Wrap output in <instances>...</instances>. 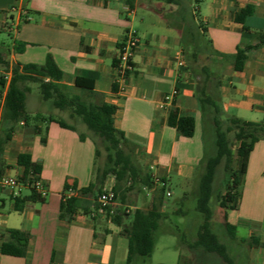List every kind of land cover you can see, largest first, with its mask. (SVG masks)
<instances>
[{
  "label": "crops",
  "instance_id": "crops-1",
  "mask_svg": "<svg viewBox=\"0 0 264 264\" xmlns=\"http://www.w3.org/2000/svg\"><path fill=\"white\" fill-rule=\"evenodd\" d=\"M191 5L197 8V18L205 24L208 39L220 53L231 55L239 46L255 45L258 35L264 33V0H191ZM248 6L253 7V13L243 23L237 22L236 13ZM133 30L140 38L132 59L133 72L120 78L115 66L119 45ZM182 30L179 6L166 0L161 6L153 0H0V32L7 31L11 37L10 42L0 40V53L9 62L7 82L16 63L44 64L48 55L64 71L65 83L73 85L77 77L92 80L98 93L96 99L117 107L115 126L136 145L140 166L153 179H165L167 185L173 174L191 176L204 157L202 138L197 133L201 119L195 94L197 77L188 69L183 54ZM207 65L221 80L220 97L227 115L264 121V45L248 53L241 71L235 69L231 58L220 56H214ZM116 82L117 91L113 89ZM27 85L30 94L33 87ZM174 90L178 93L173 101L161 107L164 97ZM5 92L6 89L0 97V125ZM28 94L26 109L31 115L42 113L64 119L76 129L62 127L57 121L40 122L43 129L48 127L46 143L41 140L44 133H28L23 122L13 132L3 152L0 174L18 178L23 173L18 155L29 153L33 161L42 164L38 179L45 184L47 194L45 200H28L22 210H16L15 198L29 196L32 186L20 183L0 191V264H127L129 236L124 226L97 211V199L95 202L93 196L83 197L85 207L74 219L61 217L63 197L69 195L65 185L76 187L71 189L73 195H78L80 189L96 180L94 139L52 103L46 112L32 110ZM36 99L46 102L41 95ZM180 114L195 118L194 136L184 137L169 124ZM83 128H87L85 124ZM261 142L264 140L258 141L250 154L238 209L226 211L228 221L236 226L231 242L239 249L237 257L230 251L235 264H264V239L258 231L250 229L246 238L237 235V218L241 213L248 223L261 219L258 217L263 207L256 202L264 183ZM256 163L262 166L258 173H253ZM106 183L103 189L115 185L114 180ZM125 198H117L116 206L122 211L129 208L132 214L136 208H147L152 197L128 202ZM131 217L126 216L124 224L129 225ZM10 229L29 234L25 256L2 253V244L11 240ZM166 231L177 234L172 228ZM252 238L260 244H254ZM188 249L191 263L187 264H212L218 256ZM131 264L146 263L136 257Z\"/></svg>",
  "mask_w": 264,
  "mask_h": 264
},
{
  "label": "trees",
  "instance_id": "trees-1",
  "mask_svg": "<svg viewBox=\"0 0 264 264\" xmlns=\"http://www.w3.org/2000/svg\"><path fill=\"white\" fill-rule=\"evenodd\" d=\"M166 1L179 6L183 22V30L180 35L183 54L188 69L197 77L195 94L199 102L203 132L205 138L209 136L210 144H212L211 154H205L201 161L204 170L198 184L196 209L203 214L204 220L199 226L197 237L188 244V247L192 251L201 250L214 253L225 264H235L228 244L222 241L213 229L212 221L215 212L211 201L215 196L220 207L225 210L223 213L224 227L231 238H234L236 226L228 221L226 211L236 210L239 207L243 178L247 172L250 154L255 144L264 140V121H246L227 115L220 97L221 80L209 65L199 64V59L202 55H206L208 58L212 56L231 58L235 69L241 71L248 53L264 45V33L258 35V42L255 45L239 46L235 53L223 54L213 48L211 40L206 35V26L197 18L196 12L198 11L191 5V0ZM252 13L253 7L248 6L237 12L235 19L237 22L243 23L245 18ZM121 46L122 43L119 47ZM15 48L21 52L19 47ZM189 48L191 51L188 50ZM189 52L190 55H188ZM0 65H4L9 71V62L3 58L1 53ZM132 72H127L125 76H129ZM30 82L39 85L43 100L52 102L56 108L61 110H69L71 117L81 120L89 130L106 143L107 160L102 169H97L95 182L80 189L78 195L63 197L61 217L67 218L69 221L74 219L78 211L85 207L84 196H93L96 202L98 195L103 191L106 178L110 174L115 175L118 181L129 179L133 184L139 183L145 188H151L154 193L147 208H136L132 214L117 208L111 217L114 223L124 226L129 236L127 264H131L136 257L150 256L155 247L156 230L164 219L162 207L166 187L155 188L156 183L153 177L144 171L136 160V145L126 138L123 131L116 128L114 115L117 107L102 99H96L98 93L94 90L93 81L90 79L77 77L73 85L65 83L64 71L51 55L47 56L44 64L16 63L11 69V77L8 82L7 75L0 73V97L6 89L0 125V173L4 149L11 141L13 132L20 122L25 124L27 132L32 135L44 133L41 139L43 143H46L47 140L48 127L43 129L39 126L40 122L48 124L57 121L62 127L76 129L74 125L67 123L64 119H55L42 113L31 115L27 111L26 98L31 89L27 84ZM113 89L118 90L117 82L114 83ZM169 124L184 137L194 136L196 120L192 115L180 114L173 120L170 119ZM207 143L205 144L206 149ZM235 146H237L236 150ZM98 154L99 151L96 149V155ZM234 163L235 165H233ZM18 164L23 167V173L18 177L19 183L22 184L30 185L31 180L38 178L42 170L41 162L33 161L29 153H20ZM222 164L224 193L215 189L216 174ZM71 188L76 189L70 184L65 185L66 190ZM112 189L118 198L119 187L114 185ZM121 197L124 198L125 195L122 194ZM28 200L43 201L45 197L32 187V193L29 196L22 199L15 198V209L22 210ZM176 213L183 214V211L178 209ZM129 215L132 216L131 222L126 225L124 218ZM9 232L11 240L2 244V253L25 256L28 252L29 234L18 229H10ZM180 240L185 242L182 236ZM251 240H255L254 244H260L257 238Z\"/></svg>",
  "mask_w": 264,
  "mask_h": 264
},
{
  "label": "rangeland",
  "instance_id": "rangeland-1",
  "mask_svg": "<svg viewBox=\"0 0 264 264\" xmlns=\"http://www.w3.org/2000/svg\"><path fill=\"white\" fill-rule=\"evenodd\" d=\"M153 2L161 6L165 3V0H153ZM195 2V0H194ZM15 10V9H12ZM196 15H198V12H196ZM0 40H5L7 42L11 41L10 33L7 31H1L0 32ZM191 51V49H188ZM191 53L189 52L188 55ZM208 58L206 55H202L199 59V64L206 63L208 64L210 60L213 58ZM191 60V59H190ZM192 61V60H191ZM7 69L4 65L1 66L0 73L7 74ZM33 89L30 94H28V101L29 105L32 110H37L41 112H46L47 109H51V103L50 101L41 102L40 100L36 99L40 94L39 85L37 83H29ZM66 113V116L68 120L72 123H75L81 131L86 132L88 135L92 136V138L95 141L96 149L99 151V154L97 155V161L96 166L97 169H102L106 163L107 160V151L105 148L106 143L94 132L89 130L88 128H83V122L77 118L71 117L69 110H64ZM197 133L198 135H201L202 142L204 145V155L205 154H211L212 152V144H210L209 136L205 138L204 132H203V124L202 120H198L197 124ZM207 143V149L205 147L206 142ZM261 146H264V142H261ZM211 146V148H210ZM237 146H235L236 150ZM208 152V153H206ZM136 156V155H135ZM235 165V163L233 164ZM262 166V165H261ZM261 166L259 167L258 163L253 167L252 171L259 172ZM203 166H198L193 174L188 177L184 176H178L173 174L171 176V179L168 182L167 187L165 188L164 192V204L162 207V210L165 214V219L161 222L159 228L156 230L155 233V247L150 256L147 257H141L144 259L146 264H159V263H166V264H186L188 262L191 263V260H188V256L190 255V251L188 249L187 244H183L181 240H179V237H183L184 240L187 243L192 242L197 237V232L199 230V226L204 220V216L202 213H200L197 209V195H198V184H199V178L201 174L203 173ZM97 173V172H96ZM223 178H224V172H223V164L219 167L216 179H215V189L216 191H220V193H224L225 189L223 186ZM111 180H114V184L119 187L118 190V201L121 199V195H125V201H129V199H134L135 201H146L149 197L153 196L154 190L151 188H145L139 183L133 184L129 179H123L121 181H118L115 177V175L110 174L107 176L106 181L109 182ZM105 181V184H107ZM104 184V186H105ZM161 187V185H156V189ZM107 189H110V185ZM171 191V196L166 195L167 191ZM243 191V185L242 189ZM257 199V205H261L263 207V211L261 212V215L258 218L257 222L254 223H248L246 220H244V214L241 213L240 216H238V232L237 235L239 238H246L248 237V233L250 229L257 230L260 234L261 238L264 239V183L261 184V187L256 195ZM211 206L214 209V218H213V229L218 234L220 239L224 241L225 243L229 244L230 251L234 252V256L237 257L238 248L235 242H231V236L226 231L224 227V221H223V213L225 210L220 207L219 202L216 200V197L211 201ZM178 209H181L183 211V214H177L176 211ZM125 210H129V208H126ZM230 212V211H228ZM172 228L174 232L177 234L171 233L166 231V229ZM180 241V242H179ZM180 244L182 245L183 249L181 248ZM246 255L249 254L248 250H243ZM182 253L183 256H180ZM212 264H225L218 256H215L212 260Z\"/></svg>",
  "mask_w": 264,
  "mask_h": 264
},
{
  "label": "built area",
  "instance_id": "built-area-1",
  "mask_svg": "<svg viewBox=\"0 0 264 264\" xmlns=\"http://www.w3.org/2000/svg\"><path fill=\"white\" fill-rule=\"evenodd\" d=\"M140 38L138 37L136 31H130L122 41V46L119 49V54L117 56V63L115 64L118 69L120 78L126 77L125 74L129 71H133L132 59L134 54L139 46ZM178 93V90H174L171 94H168L164 97V100L161 104V107H164L169 102L173 101L174 96ZM154 181L157 185L167 187L166 181H163L161 178H154ZM17 177L0 174V191L6 189H13L19 185ZM29 185V184H28ZM32 187H34L42 196H46L47 189L45 184L38 178L31 180ZM73 189H69V195H73ZM171 191H167L166 195L171 196ZM117 195L115 191L110 189H103V191L97 197V211L99 213H105L112 217L115 213V210L118 208L116 206ZM129 213V210H125Z\"/></svg>",
  "mask_w": 264,
  "mask_h": 264
}]
</instances>
